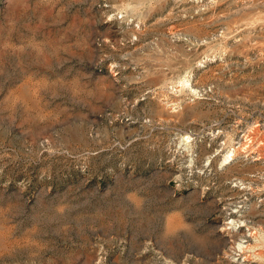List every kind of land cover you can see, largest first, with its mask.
<instances>
[{
  "label": "rangeland",
  "instance_id": "rangeland-1",
  "mask_svg": "<svg viewBox=\"0 0 264 264\" xmlns=\"http://www.w3.org/2000/svg\"><path fill=\"white\" fill-rule=\"evenodd\" d=\"M0 264H264V0H0Z\"/></svg>",
  "mask_w": 264,
  "mask_h": 264
}]
</instances>
